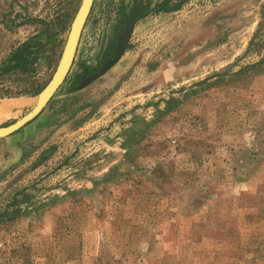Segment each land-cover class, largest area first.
Wrapping results in <instances>:
<instances>
[{
    "label": "rangeland",
    "instance_id": "1",
    "mask_svg": "<svg viewBox=\"0 0 264 264\" xmlns=\"http://www.w3.org/2000/svg\"><path fill=\"white\" fill-rule=\"evenodd\" d=\"M81 1L0 0V64L54 35L0 75V101L26 100L0 126L35 106ZM7 138L0 264H264V0H94L64 82Z\"/></svg>",
    "mask_w": 264,
    "mask_h": 264
},
{
    "label": "water",
    "instance_id": "2",
    "mask_svg": "<svg viewBox=\"0 0 264 264\" xmlns=\"http://www.w3.org/2000/svg\"><path fill=\"white\" fill-rule=\"evenodd\" d=\"M93 3L94 0L81 1V4L72 20L59 63L51 80L38 94L36 104L30 111H28L21 118L11 124L0 126V138H5L12 135L13 133L24 127L26 124L31 122L33 119H35L51 100L60 85L64 82L66 76L72 68L81 34L92 9ZM137 15L138 13L136 10L127 18L126 25L122 30V34L118 37V45L116 47L115 53L113 54V57L102 64V67L98 74L90 76L85 80L83 84L96 78L97 75L106 72L121 57L126 48V44L133 29L134 23L137 19Z\"/></svg>",
    "mask_w": 264,
    "mask_h": 264
},
{
    "label": "trees",
    "instance_id": "3",
    "mask_svg": "<svg viewBox=\"0 0 264 264\" xmlns=\"http://www.w3.org/2000/svg\"><path fill=\"white\" fill-rule=\"evenodd\" d=\"M125 15V14H124ZM44 22L46 28H45V42H40L38 43L37 41L40 40L38 39V36L33 37L31 40L26 41L24 43H22L16 50H14L10 56L6 59L5 64L4 62L2 64H4V69L2 71V74H6L12 70H22V71H27L29 64L32 62L33 58L32 56L34 55V53H38L37 52H32L34 46H38L40 50L43 49V47L52 39V37L54 35L51 36V31L49 30V26L51 27V23L46 22V21H42ZM67 23H65L66 25ZM66 28H63V31ZM41 51H39L38 54H40ZM38 56V55H36Z\"/></svg>",
    "mask_w": 264,
    "mask_h": 264
},
{
    "label": "crops",
    "instance_id": "4",
    "mask_svg": "<svg viewBox=\"0 0 264 264\" xmlns=\"http://www.w3.org/2000/svg\"><path fill=\"white\" fill-rule=\"evenodd\" d=\"M9 99V100H8ZM6 100H2L0 101V106H4V104H6L8 107L6 108V106H4V108L0 107V120L5 119V118H15L16 115L20 112L23 111L25 109V105L24 104L26 102V100H23L22 98L19 97H15V98H8ZM15 99V100H14ZM20 99V101L18 100ZM14 101V102H13ZM16 101L19 103H16ZM14 104H13V103ZM8 103H10L8 105ZM29 103V102H28ZM12 104V105H11ZM19 104V105H18ZM8 109V110H7ZM10 137V136H8ZM4 139H8L7 137H5ZM10 139V138H9ZM13 141H16L17 138H12ZM5 141V143L7 142V140H3ZM12 141V140H11ZM10 142V140H9Z\"/></svg>",
    "mask_w": 264,
    "mask_h": 264
},
{
    "label": "flooded vegetation",
    "instance_id": "5",
    "mask_svg": "<svg viewBox=\"0 0 264 264\" xmlns=\"http://www.w3.org/2000/svg\"><path fill=\"white\" fill-rule=\"evenodd\" d=\"M137 10V9H136ZM135 10V11H136ZM134 11V12H135ZM139 11V12H138ZM137 13H138V15H137V18H138V16H140V10H137ZM127 18L128 17H126L125 18V20H124V25L126 24V20H127ZM137 20V19H136ZM136 22V21H135ZM118 39V38H117ZM117 44H118V42H116V46L114 45L113 46V48H111L112 49V54L108 57V58H106L105 60H104V62L105 61H107L108 59H110V57L115 53V51H116V48L115 47H117ZM6 61V60H5ZM5 61H4V64H5ZM104 62H101L100 63V66H99V68H98V70H96L94 73H92L91 71H90V68H85L84 70H83V73L81 74V76H80V80L82 81V82H85V80L89 77V76H92V75H95V74H97L99 71H100V69H101V67H102V64L104 63ZM4 64H0V75L2 74V71H3V69H4Z\"/></svg>",
    "mask_w": 264,
    "mask_h": 264
},
{
    "label": "bare ground",
    "instance_id": "6",
    "mask_svg": "<svg viewBox=\"0 0 264 264\" xmlns=\"http://www.w3.org/2000/svg\"><path fill=\"white\" fill-rule=\"evenodd\" d=\"M5 100H6V99H5ZM8 100H9V99H8ZM14 100H15V99H14ZM18 100L20 101V99H18ZM6 101H7V100H6ZM19 101H18V102L16 101V103H19ZM13 102H14V101H13ZM13 102H12V103H13ZM20 102H21V101H20ZM9 104H10V103H8V105H9ZM13 104H14V103H13ZM11 105H12V104H11ZM18 105H19V104H18ZM4 106H6V108L8 107L6 104H4ZM4 106L1 105L0 107L4 108ZM7 110H8V109H7Z\"/></svg>",
    "mask_w": 264,
    "mask_h": 264
}]
</instances>
